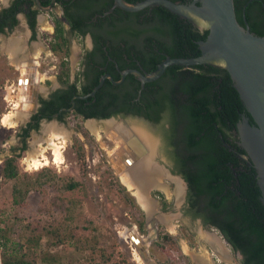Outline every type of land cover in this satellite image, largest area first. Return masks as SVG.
Returning <instances> with one entry per match:
<instances>
[{"label":"rangeland","instance_id":"374dc122","mask_svg":"<svg viewBox=\"0 0 264 264\" xmlns=\"http://www.w3.org/2000/svg\"><path fill=\"white\" fill-rule=\"evenodd\" d=\"M10 2L0 0V10ZM55 18L63 20L62 7L41 9L34 39L21 14L12 31L0 33V264H4L3 243L12 257H21L28 264H138L133 233L147 249L152 262L149 264H242L241 256L233 253L220 231L184 214V187L170 173L171 161L163 145L153 168L144 171L158 182L151 186V181L146 189L153 202L152 211L136 195V187L145 175L137 184L128 185L122 179L131 166L126 165L124 154L133 153L115 127L107 124L127 127L126 120L130 126L141 124L150 129L147 122L117 115L113 116L115 120L97 119V127L91 129L87 126L89 119L71 110L63 118L56 115L42 119L23 139L21 133L35 113L33 108L39 106L38 98L48 99L62 88L66 73L71 83L76 82L83 70L84 56L92 47L89 35L83 38L71 33L65 23L68 49L53 50ZM11 44L20 45L15 56ZM30 58L36 64L27 66L33 68L30 78L38 96L32 98L29 112L25 110L20 117H14V124L6 125L2 119L16 112L20 91L32 88L30 83H20L24 76L21 70L27 60L31 63ZM53 124L67 134L65 139L55 137L64 145V162L28 169L26 159L30 153L40 157L45 149L52 158L46 139L54 136ZM9 157H13L18 170L13 178L4 175ZM143 158L147 155L140 159ZM152 218L158 219V233L148 242L154 232Z\"/></svg>","mask_w":264,"mask_h":264},{"label":"trees","instance_id":"16d2710c","mask_svg":"<svg viewBox=\"0 0 264 264\" xmlns=\"http://www.w3.org/2000/svg\"><path fill=\"white\" fill-rule=\"evenodd\" d=\"M234 1L240 23L245 25V10L251 31L264 36V0ZM40 2L47 7L52 0ZM114 3L115 0H57L63 9V20L55 18L51 48L68 49L66 24L71 33L83 38L90 34L94 47L84 56L78 80L71 83L66 73L64 86L41 100L40 115L35 118L51 119L62 109H71L85 118L133 115L160 125L166 145L172 147L169 155L175 168L190 184L192 216H201L218 228L233 253L242 254V264H264L261 193H224L225 187L218 182L231 174L230 162H238L237 154L223 142L232 143V130L242 114L250 115L226 69L209 64L190 67L174 64L160 78L144 85L134 73L119 84L106 78L99 90L90 94L105 74L119 81L127 69L151 73L168 57L200 55V42L207 39L209 30H200L164 6L130 12L114 7ZM34 6L35 0H14L11 6L2 8L0 33L12 31L19 24L17 14L25 10L36 30L39 9L33 10ZM66 112L63 110L59 118ZM31 126L21 133L25 139ZM38 126L36 123L33 128ZM13 160L9 157L5 161V177L13 178L18 173ZM200 197L205 200L202 210L195 207V199ZM2 246L4 264H28L21 257H12L5 249L6 244Z\"/></svg>","mask_w":264,"mask_h":264},{"label":"water","instance_id":"95a60500","mask_svg":"<svg viewBox=\"0 0 264 264\" xmlns=\"http://www.w3.org/2000/svg\"><path fill=\"white\" fill-rule=\"evenodd\" d=\"M37 3L41 9H51L54 4L44 7L40 0H37ZM153 6H164L188 19L200 30H209L207 39L200 42L201 54L193 57H168L151 73H144L134 68L127 69L122 72L123 76L119 81L114 80L110 74H105L90 94L94 95L106 78H110L113 83L119 84L129 73H134L144 85L146 82L160 78L167 68L174 64L187 67L209 64L226 69L240 93L246 111L250 114L247 116L243 113L242 121L238 123L240 145L248 154H241L240 156L244 159L251 158L255 162L260 178L259 183L263 189L261 201L264 204V36L256 35L251 31L245 10L243 14L245 25L240 23L234 0H193L190 3L174 0H142L136 3L127 0H115L114 3V7H120L130 12ZM37 96L38 93L34 92V97ZM32 111L35 112L36 108L34 107ZM88 119L96 121L98 118ZM105 119L110 121L115 120V117ZM124 122L129 124L126 120ZM145 128L156 143L155 155L152 156V165H154L157 156H159L160 140L151 129ZM133 138H135V135L131 140ZM155 179L151 186L157 185ZM157 222L158 219L152 218L150 225L153 226L154 232L152 236L147 238L148 242L153 240L158 233ZM134 235V233L131 234L133 238ZM135 241L137 242V240ZM140 251L143 259L150 263L147 249L141 247Z\"/></svg>","mask_w":264,"mask_h":264},{"label":"bare ground","instance_id":"6f19581e","mask_svg":"<svg viewBox=\"0 0 264 264\" xmlns=\"http://www.w3.org/2000/svg\"><path fill=\"white\" fill-rule=\"evenodd\" d=\"M16 42H14V44ZM19 48H20V45H18V46L12 45L11 53L15 56V54L18 53ZM23 71H25L24 68H23ZM34 92H37V91L35 89L33 90V97H34ZM22 93H23V91L21 90L20 93L18 94L21 96H19V98L16 100V104L14 107L16 112L15 113L13 112L14 114H5V116L3 117L2 122L4 124H6V125L14 124L16 122L15 121L16 119L14 117H16V116L20 117V114L23 113L25 110H27L28 102H27L26 98L22 97ZM28 112H29V109H28ZM137 124H139V123H137ZM107 125H109L111 127H115L116 131H118L119 135L122 137V139H124V142H127L126 145L128 146V148H130L131 153L134 154V155L133 154L131 155L129 152L124 154L125 155L124 160L126 161V163H129L128 160L131 161V166H130L129 170H127L126 172L123 173V175L121 176L122 179L126 183H128V185L137 184L136 181H139V177L141 179H144L143 178V174L145 175L144 171L147 169V172H149L150 171L149 168L151 166H153L152 165V161H153L152 156H153V154L155 155L156 143L154 142L153 138L151 136H149V132L146 130V128L143 126H140L141 124L139 126L138 125L130 126V124H127V127L122 126L120 124L117 125L114 123L113 124L109 123ZM55 126L56 125L53 124V126L51 127V131H52L54 136L52 138L49 137V139H46V142L48 143V147L52 149V158H49L45 154V152H46L45 149L43 151L40 149L42 151L41 154L38 153L39 155H41L40 157H38L34 153H30L29 157L26 159L28 169L39 170L45 166L50 165L52 162L55 164H62L64 162V156H63L64 145L60 144V142L55 141V139L59 138V136L65 139L67 137V134L65 132H63V130L58 129ZM87 126L90 127L91 129H95V127H97L94 120H89L87 122ZM134 135H135V138H133V140H131V138L134 137ZM130 140H131V142H130ZM145 150H146V152H144ZM144 155H147V158L140 159ZM149 178L150 177L148 175H145L144 181L142 180L143 181L142 182L140 180L141 182L139 183L138 187H136L137 188V194L136 195L139 196V199L141 200L144 207L150 212L154 208H153V204H152L153 202L148 197V195H146V189H147V187H149L151 185V181H152L151 178L150 179ZM156 181L157 180L155 179V183L158 184V182H156ZM132 187H133V185H132ZM177 190H178L177 192L180 193L179 192V191H181V185L180 184H178ZM132 240L137 245V248L135 251V258H136L135 260L138 262V264H149L146 260L143 259V256L141 255L140 248L142 247L141 246L142 242L140 241V239H137L134 237ZM135 240H137L138 243ZM223 252H222V254H223ZM225 254H227V253H225ZM204 263H206V262H204Z\"/></svg>","mask_w":264,"mask_h":264},{"label":"flooded vegetation","instance_id":"af4514ba","mask_svg":"<svg viewBox=\"0 0 264 264\" xmlns=\"http://www.w3.org/2000/svg\"><path fill=\"white\" fill-rule=\"evenodd\" d=\"M14 0H11L10 4L6 7H9L13 4ZM37 6H34L32 9L35 10V9H39V12L37 13V16H36V21H37V24H38V21H39V17H40V10L41 8L39 7L38 3H37V0H35ZM54 3V4H53ZM52 6V8L57 5L59 6V4H57V0H55V2H53L52 0V3L49 5V6ZM47 6V7H49ZM61 7V6H60ZM23 15L25 18H26V21H27V24L29 26V30H30V35H31V38L34 39V34H35V37L37 36V26H36V30H34L29 22V18H28V10H25L23 12H19L17 14V17L19 19V15ZM9 31V30H7ZM6 31V32H7ZM90 36V39H91V42H92V47L90 50L93 49L94 47V43H93V38L90 34H88ZM257 35V34H256ZM261 36V35H259ZM29 60V58H28ZM27 60V63L25 64V66L23 67L25 69V71H23V68H22V74L24 76H21V82H24L26 85L28 83H30L31 85V89H26V91L24 90L23 93H22V96L24 98L27 99V111L31 105V101H32V98H33V90H34V82L32 81L31 82V78H30V75L32 73V69L31 68L32 66H36V64L33 62L32 58H30L31 60V63ZM30 64L31 67L27 66V64ZM31 68V69H29ZM23 80V81H22ZM21 85V84H20ZM36 90V89H35ZM37 91V90H36ZM28 92V93H27ZM45 99L44 97H40L38 98V102H39V106L37 107L35 113L32 114V119L29 123V125H32L31 126V129L34 127V125L36 123H40V121L42 119H49L47 117H41V118H35V115H40V111L39 109L41 108L42 104H41V100ZM29 105V106H28ZM70 111V110H65V109H62L60 112L58 113H55L58 115L59 117V114L62 112V111ZM30 111V110H29ZM66 112V113H67ZM65 113V114H66ZM54 114V115H55ZM64 114V115H65ZM53 115V116H54ZM82 116V115H81ZM132 117H138L139 119L147 122L149 125H150V129L151 131L159 138L160 140V144H159V150L162 147H164V150H165V153L166 155L169 157V160L171 161L169 164H170V168L169 171L172 175L176 176V178L180 179L179 181L182 182L183 184V187H184V193H185V197L183 198V210H184V214H189L191 216V218H194L196 220H199L200 223L203 225V226H206V227H209V228H215L218 230V228H216L215 226L211 225V224H208L204 221L203 217L201 216H197V217H193L192 214L190 213L191 212V200H190V194L191 193V187H190V184L188 183V181L186 180L184 174L182 172H178V170L175 168V163L174 161L172 160V158L170 157L169 155V150L172 149L171 146H167L165 141H164V138H163V134L160 130V125H157L151 121H148L146 120L145 118L143 117H140V116H133V115H130ZM248 116V115H247ZM40 117V116H39ZM83 117V116H82ZM85 118V117H84ZM85 119H88V118H85ZM240 121H242V118L240 119ZM238 121V123L240 122ZM238 123H237V126L235 129L232 130V143H228L224 140L223 144L225 147H227L229 150L231 151H234L236 154H237V157H238V164L237 163H234L233 161L230 162V169H231V174L230 175H227L226 177H222L218 182L220 184H222L224 187H225V191L224 193H261L260 195V200L262 198V193H263V189L259 183V177H258V172H257V167H256V164L255 162L250 158V159H244L242 158L240 155L241 154H244V155H248L247 152L245 151V149L240 145V135H239V128H238ZM253 123V122H252ZM26 126L25 128H28L29 127ZM168 126V125H167ZM24 128V129H25ZM155 130V132H154ZM30 131V130H29ZM24 132V130L22 131V133ZM23 139L25 140L24 136L22 135ZM233 144H236V145H233ZM129 163H126V165H129L131 163V161L128 160ZM224 164H227V163H224ZM237 164V165H236ZM223 169L225 168V165H222L221 166ZM154 173V172H153ZM155 174V173H154ZM232 175V176H231ZM196 203H195V207L197 209H200L202 210V207L204 208L205 206V200L204 199H201L198 198V199H195ZM157 224V223H156ZM219 231V230H218ZM237 255L241 256V258H243L242 254L240 252L237 253Z\"/></svg>","mask_w":264,"mask_h":264}]
</instances>
